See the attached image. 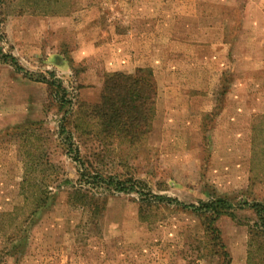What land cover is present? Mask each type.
Returning a JSON list of instances; mask_svg holds the SVG:
<instances>
[{
    "label": "rangeland",
    "instance_id": "rangeland-1",
    "mask_svg": "<svg viewBox=\"0 0 264 264\" xmlns=\"http://www.w3.org/2000/svg\"><path fill=\"white\" fill-rule=\"evenodd\" d=\"M0 21L3 52L28 72L0 61V264H218L208 214L144 201L145 189L186 205L228 199L234 218L215 224L229 264H264L249 206L264 205V0H4ZM138 68L157 95L131 143L87 109L108 74ZM50 72L65 94L39 81ZM79 166L136 191L105 193L98 216L77 209ZM30 167L40 172L22 183ZM44 175L54 199L31 216Z\"/></svg>",
    "mask_w": 264,
    "mask_h": 264
},
{
    "label": "trees",
    "instance_id": "trees-1",
    "mask_svg": "<svg viewBox=\"0 0 264 264\" xmlns=\"http://www.w3.org/2000/svg\"><path fill=\"white\" fill-rule=\"evenodd\" d=\"M3 2L4 0H0V17ZM2 41L3 34L0 32V61L10 63L16 71L23 72L27 75L28 72H24L14 56L3 52L1 46ZM49 75L51 80H47L43 77L39 81L47 82V84L55 89L56 94H65V90L60 82L54 77L52 78V76H54L53 73L50 72ZM156 95V82L149 68H138L132 74L114 72L106 76L99 101L88 105L89 109H87V111L92 119H96L97 124L104 134L118 135V137L133 143L145 136L151 128L155 111ZM60 99L61 102L64 101L62 97ZM64 103L65 102H63V104ZM63 121L64 119L62 118V123L58 125V131L61 134L68 132ZM74 150L75 154L70 156L71 159L82 164L79 148L76 147ZM31 168L32 167H30L28 171V176L23 179L22 183L26 184L28 182L29 172H38L39 174L40 170L35 171ZM77 175V185L72 187L68 203L77 207V209L87 210L96 216L101 215L105 210V193L110 191L133 192L136 191L137 187V184L132 183V180H122L112 175H103L98 171H91L85 166H79ZM56 182L57 180H51L45 175L40 179L38 186L33 182L35 183L34 186L36 188L35 192L37 193V198L33 200L34 205L31 216L37 215L41 210L53 202L54 198L51 196L52 194L49 188L52 187L50 186L52 183ZM66 182L67 180L63 181V183ZM138 184V187L143 188L142 184ZM145 190L147 191L141 194L143 195L142 199H144V201H154L155 203L165 205L176 204L184 209H189L195 213L201 214L202 216L208 214L204 220V227L206 234H209L211 237L212 247H214L219 256L218 264L230 263L231 258L229 252L222 240L221 231L215 222L221 215H229L234 218L233 208L235 204H232V202L226 198L218 197L208 201H200L197 206L192 204L186 205L167 196L152 194L149 189ZM243 204L246 205L247 203ZM249 206L259 219V222L255 223L253 228L264 234V205L258 202L252 203ZM262 243H264V241Z\"/></svg>",
    "mask_w": 264,
    "mask_h": 264
}]
</instances>
